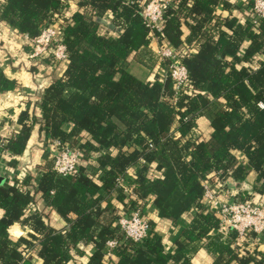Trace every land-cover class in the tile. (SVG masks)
Listing matches in <instances>:
<instances>
[{
	"label": "trees",
	"instance_id": "obj_1",
	"mask_svg": "<svg viewBox=\"0 0 264 264\" xmlns=\"http://www.w3.org/2000/svg\"><path fill=\"white\" fill-rule=\"evenodd\" d=\"M147 2L0 4V21L28 37L57 20L68 59L63 68L50 66L62 70L43 88L38 118L47 138L79 151L76 170L65 177L48 164L36 180L29 171L26 183H0V264H192L200 246L215 255L211 264H264L263 245L252 244L250 234L242 241L233 231L222 236L217 215L202 201V181L226 191L244 181L251 190L237 198L264 203V18L252 22V0H171L155 36L188 73L175 98L169 61L139 53L150 41L141 16ZM133 60L147 68L145 79L128 71ZM14 85L0 69V92ZM36 117L20 114V128L3 149L9 165ZM127 187L132 194L123 193ZM147 203L169 221L172 247L150 219L148 238H123L117 219ZM50 210L64 227L44 221ZM16 222L32 232L12 238ZM110 239L120 244L107 258ZM79 243L87 249L79 251ZM71 250L84 260L75 262Z\"/></svg>",
	"mask_w": 264,
	"mask_h": 264
},
{
	"label": "built area",
	"instance_id": "obj_2",
	"mask_svg": "<svg viewBox=\"0 0 264 264\" xmlns=\"http://www.w3.org/2000/svg\"><path fill=\"white\" fill-rule=\"evenodd\" d=\"M5 0H0L2 4ZM171 0H148L142 11V20L145 27L150 31L149 42L156 43L154 54L156 61H169L167 75L174 84V97L182 90L188 81L186 67L176 60L174 52L168 47L158 44L155 33H161L163 29V10ZM252 22L256 23L264 18V0H252ZM57 20L52 18L51 23L43 26L34 37L18 33L20 37L30 43L31 47L27 58L34 64L47 63L52 68L64 67L67 63L68 53L63 43L62 34L56 26ZM43 90V87H39ZM261 106V105H260ZM47 140V149L51 169L60 177H65L76 170L79 160V151L76 147L61 142L59 139ZM7 137L0 136V178L8 179L9 164L4 158V147ZM123 179H117V184L122 185ZM202 201L217 215L218 232L226 236L229 232L237 234V241H242L244 236H252L251 243L264 242V203L250 200H240L237 194L223 189L217 184L202 181ZM126 195L132 194L131 189L123 188ZM145 206H134L127 215L121 216L116 223L124 239L141 242L148 238L151 233L148 217L144 216ZM120 244L117 239L107 240L106 257L112 258V249Z\"/></svg>",
	"mask_w": 264,
	"mask_h": 264
},
{
	"label": "crops",
	"instance_id": "obj_3",
	"mask_svg": "<svg viewBox=\"0 0 264 264\" xmlns=\"http://www.w3.org/2000/svg\"><path fill=\"white\" fill-rule=\"evenodd\" d=\"M225 14V11L221 12L222 16ZM26 43L27 41L20 37L18 32L5 22L0 21V69L15 84L13 89L0 92V136L8 138L12 132L19 130V117L23 111L27 112L29 116H37L23 152L14 158L15 164H10L8 168L9 175L7 180L10 183L16 182L17 180L22 184L26 183L22 180L27 172H32V180H36L45 165L50 164L49 154L47 152V140L49 139L41 130L42 125L38 118L40 115L39 101L43 91L39 87L42 86L45 88L62 70L59 69L58 73L57 71L55 72L47 64L49 62L34 64L27 58V53L30 48ZM155 46L156 43L149 42L148 49L139 52L140 56L148 57L152 62L155 60V54L153 53ZM145 52L146 54H144ZM127 69L135 77L142 80L146 78L148 73L147 68L137 60H133ZM199 123L203 129H206L207 121L205 118H201ZM124 183L126 184V182ZM250 190L251 185L243 181L234 182L228 191L232 194H238L240 191L250 192ZM37 202L38 209H41L43 206L42 201L39 200ZM145 213L148 219L155 223V231L161 234L163 243L168 247H172L171 244L175 234L173 236L169 234V221L158 218L151 203L145 205ZM47 220L54 228L64 227L66 224L59 215L51 210L48 218H44V221ZM28 232H32L28 226L16 222L12 226L10 236L16 239L24 236ZM260 244L264 247V242ZM77 249L82 251L87 248L83 243H79ZM87 252H92V249L88 248ZM71 255L75 262L84 260L74 250H71ZM214 257L215 255L206 247L200 246L192 255L191 262L192 264H211ZM31 260L33 263H37L36 258H31Z\"/></svg>",
	"mask_w": 264,
	"mask_h": 264
},
{
	"label": "water",
	"instance_id": "obj_4",
	"mask_svg": "<svg viewBox=\"0 0 264 264\" xmlns=\"http://www.w3.org/2000/svg\"><path fill=\"white\" fill-rule=\"evenodd\" d=\"M3 179L2 178H0V182L2 181Z\"/></svg>",
	"mask_w": 264,
	"mask_h": 264
},
{
	"label": "rangeland",
	"instance_id": "obj_5",
	"mask_svg": "<svg viewBox=\"0 0 264 264\" xmlns=\"http://www.w3.org/2000/svg\"><path fill=\"white\" fill-rule=\"evenodd\" d=\"M49 156V155H48ZM50 161V160H49Z\"/></svg>",
	"mask_w": 264,
	"mask_h": 264
}]
</instances>
